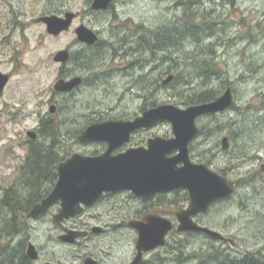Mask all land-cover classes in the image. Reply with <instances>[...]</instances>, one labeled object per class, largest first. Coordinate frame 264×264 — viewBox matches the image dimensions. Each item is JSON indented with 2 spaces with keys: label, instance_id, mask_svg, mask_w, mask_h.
<instances>
[{
  "label": "rangeland",
  "instance_id": "374dc122",
  "mask_svg": "<svg viewBox=\"0 0 264 264\" xmlns=\"http://www.w3.org/2000/svg\"><path fill=\"white\" fill-rule=\"evenodd\" d=\"M213 1L206 8L197 7L195 14L199 17L194 24H182L175 28L171 22L173 19L181 17L186 22L187 18L182 12L178 17L168 7L159 10L158 5L150 1L134 0L128 6L124 19L130 16L132 18L128 19L135 24L146 21L155 30L164 27L175 30L191 28L193 33L199 35L198 41L187 43L182 51L165 53L161 46L162 55L139 53L133 59L125 57L123 64L119 62L117 67H127L129 60L134 67L142 63L146 67L148 61L152 63L148 65L149 70L136 72L133 77L136 79L127 80L125 71L119 70H109L108 74L94 76L92 80L95 81L91 85L83 88L79 96L66 102V118L80 115L83 107L99 106L128 115L139 112L144 101L148 105L174 103L183 106L180 95L189 89L185 85L178 82L173 87H162V90L156 88L170 75L178 77L180 73L181 81L187 79L195 83L196 92L212 88L221 94L224 92L221 90L222 81L227 82L226 87L234 89L235 102L228 111L199 120L203 131L192 145L191 155L195 162L206 163L229 180L241 184L231 198L215 204L208 214L201 217L203 226L221 232L236 245L213 240L202 234L170 236L164 249L149 258L153 264H200L205 261L210 264L215 260L218 248L236 255L250 252L264 256V173L261 171V165L264 164V0H246L236 7L226 5L222 0ZM83 3L84 0H21L19 27L15 32L8 24L1 23L0 18V72L11 76L4 95L0 96V200L7 188L21 184L22 167L29 154L27 132L37 129L45 114L46 89L48 101L52 98L51 92L55 93L53 86L58 79L60 65L53 61V57L59 51L72 47L75 38L74 33L49 36L46 26L37 20L47 10L53 12L66 7L75 11L81 9ZM190 20L187 19V22ZM159 26L163 28H156ZM133 46L136 47L135 43ZM182 55L193 59L182 60ZM206 58H209L210 63L212 58L217 59L214 73L218 78H209V83L199 86L201 79L198 75L202 70L194 64L199 65ZM106 59H110V56ZM161 61L163 66L160 68ZM158 67L164 76L157 86H152L150 81H155L156 76H148V72L151 69L158 70ZM169 67L175 70L166 75L165 71ZM186 69L194 78L187 77ZM73 71L76 75L82 74L80 70ZM142 77L146 82H138ZM129 81L136 84L130 85ZM130 86L132 89L127 91ZM49 107L48 103V114ZM53 119L55 122L48 125L60 128L63 124L60 116ZM77 126V121L69 124L71 136L76 135ZM159 131L169 134L171 127L165 123ZM226 136L230 139V148L223 150L222 140ZM58 151L64 156L72 153L68 144ZM184 193L183 190L180 192L181 195ZM117 200L118 204L110 201L101 203L97 211L101 212L102 217L93 220L92 224L99 221L110 224L121 222L123 219L114 220L111 215L125 211L129 206L123 199ZM130 204L133 207L130 213L134 215L139 209H135L132 201ZM165 209L173 211L169 207ZM52 225L48 220H28L23 236L16 239L21 240L28 234L27 242L32 241L41 252L37 264H44L55 256L57 259H67L68 264H75L79 261L76 259L78 249L73 246L55 247L56 241L51 243L50 240L51 237L57 240V236H51L48 232ZM122 233L127 238L131 236L129 231ZM2 237L0 231V245L3 246L7 240ZM123 237L113 231L101 240L96 239L91 249L95 251L93 246L101 245L108 250H122L128 244Z\"/></svg>",
  "mask_w": 264,
  "mask_h": 264
},
{
  "label": "water",
  "instance_id": "95a60500",
  "mask_svg": "<svg viewBox=\"0 0 264 264\" xmlns=\"http://www.w3.org/2000/svg\"><path fill=\"white\" fill-rule=\"evenodd\" d=\"M111 0H95L93 8H106ZM75 14L67 13L66 17L48 16L39 19L47 25V31L53 36L70 29ZM78 39L90 45L98 41L97 35L85 26L76 30ZM68 50L58 52L54 61L65 63L69 60ZM174 76L168 77L164 85L172 82ZM9 83V75L0 73V94ZM82 83L79 77L70 81H57L54 88L58 92H70ZM234 102L232 87L217 100L192 105L187 108L173 104H165L152 108L133 121H109L95 124L85 130L79 140L82 143L105 141L110 147L108 151L97 157L75 154L61 162L58 166V182L50 195L37 204L28 214V218L39 219L48 214L50 209L61 204L59 214L54 216V223L60 225L83 212L82 204L92 206L104 193L131 191L134 195L147 197L159 192H170L176 189H186L190 202L186 208L176 211L178 221L177 232L204 233L216 240H230L220 232L198 224L195 219L200 214L207 213L211 206L221 200L231 197L237 183L220 175L207 164L194 163L190 157V144L199 135L201 129L197 124L203 115H215L228 110ZM56 108L52 106L51 112ZM168 121L173 128L174 137L164 139L158 137L149 141L148 148H136L124 153L113 155V151L129 141L137 130L149 128L157 122ZM34 138L35 133L29 132ZM223 150L230 148L228 137L222 140ZM175 155L171 156L172 153ZM264 172V164L261 166ZM139 235L138 256L133 264H139L142 255L164 246L173 223L160 215H148L142 220H133L129 224ZM100 232L101 228H95ZM87 232L66 230L60 237L65 243H75L78 238L87 236ZM29 259L36 261L39 252L33 243L27 248ZM51 264V263H48ZM84 264H97L92 258Z\"/></svg>",
  "mask_w": 264,
  "mask_h": 264
},
{
  "label": "flooded vegetation",
  "instance_id": "af4514ba",
  "mask_svg": "<svg viewBox=\"0 0 264 264\" xmlns=\"http://www.w3.org/2000/svg\"><path fill=\"white\" fill-rule=\"evenodd\" d=\"M133 1L134 0H111L106 8L94 9L93 5L95 0H84V3L82 4L83 7L81 9L73 11L70 8L64 7L55 10L53 12L47 10V12L44 15H42L48 17V15L55 14L58 16L66 17L67 13L75 14L70 30L62 34L64 35V34L74 33L75 38L72 47L68 48L70 52L69 60L65 63L60 64L58 79L70 80L75 76H81L83 79V83L69 93L51 92L52 98L49 101H48V88L46 89L45 114L40 119L39 127H37V129L34 130L36 131L35 138L27 137V140L30 143L29 151L34 146H39L41 144H44L48 147V123L55 122L53 118L59 115L63 124L61 123L60 126L61 129L60 138L57 139L59 142H55L56 149L60 150L61 147L63 148L65 144H68L72 152V153L70 152L71 153L70 156L75 153H80L82 155L92 156V157L100 156L109 149L110 145L107 142L93 141L89 143H82L79 141V137L88 127H90L93 124L104 123L110 120L132 121L138 116H141L148 109L156 107L160 104H164V103H152L151 105H148L147 101H144L142 104V108L139 109V112L136 111L128 115L118 113L115 110L109 111L108 109H104L99 106L95 108L91 107L88 109H85V107H83V110L80 113V115L74 117L66 118V115H64V112L68 107L66 105V102L71 101L70 99L73 97L76 98V96H79L83 88H86L88 85H91L92 82L95 81L92 80L94 76L99 77L101 74L102 75L108 74L109 70L111 71L119 70V71H125L127 75L125 76L127 80H129L135 76L136 72L138 71L144 72L145 70L146 71L149 70L148 65L152 63L148 61V65L146 67L144 63L134 67L129 60V63H127V67L123 68L122 65L117 67V64L119 62L122 63L125 57L126 58L131 57L130 59H133L132 57L138 55L139 53L144 55H147V53H150L151 55H162L161 44L158 43L157 41L158 39L156 33L159 34V31L157 29L155 30L154 27L149 26L146 21L135 24L133 23L132 20L128 19V18H132L130 16H127V18L124 19L126 17L128 6ZM141 1H145V2L150 1L153 3V5H158L159 10H163L164 7H168L171 9V11L174 13L175 16H178V14L182 12L185 18L191 19L188 22L187 19L186 22L183 21L181 17L178 19H173L174 21L171 22L174 27H180L182 24L184 25L194 24L195 19L199 17V15H196L197 7L206 8L207 4H211L212 2H214L213 0H141ZM220 1L221 0H217V2ZM242 1L244 2L246 0H222L223 3H225L226 5L230 4L232 5V7L239 6ZM20 5H21V0H0L1 23L8 24L14 32L19 27V19L21 16ZM121 20H123V22ZM80 26H86L87 28L91 29L97 35L98 42H96L93 45L80 42L76 35V30ZM156 28H163V26H159ZM134 43L136 47L133 46ZM109 56L110 59L107 60L106 58ZM136 59L139 60V58ZM136 63L138 64V61H136ZM161 66H163L162 61L160 63V68ZM160 68L158 70L151 69L148 72V76L149 75H151V77L156 76L155 81L154 79H151L150 81V84L152 86L155 85L157 86V84H159V81L164 76V72L162 73ZM73 70H78V71L80 70L82 74L76 75V73ZM153 70L155 71V74ZM143 78L144 77H142L141 78L142 80L138 82L145 81L143 80ZM161 82H162L161 85L159 84L160 87H156L159 88L160 90H162V87H164L163 85L164 80ZM133 84H136V82L130 83V85ZM168 87H173V85H170ZM131 89L132 86L127 88V91ZM4 92L2 93V95L0 94V96H3ZM61 97L62 99L60 100L59 98ZM75 98L72 100H75ZM48 103L50 106L49 110L51 109L52 105L56 106V112L54 114H51V116L50 114H48ZM70 120L72 122L75 121L78 122L77 129H75L76 131L75 136H71V133L69 132L70 130L69 128L71 127V126L69 127ZM164 124L165 122H159L157 124H154L151 128H143L135 131L134 133L131 134L128 142H126L125 144H123L122 146H120L119 148L113 151V155H118L131 149H136L141 147L148 148L149 141L152 139H156L158 137H162L166 139L172 138L173 137L172 131L169 134H164L161 133V131H159L161 126H163ZM61 127L62 128L64 127V129L62 130ZM49 142L52 143L51 140ZM55 179L56 180L58 179L57 175L55 176ZM179 196H180V190H174L168 193L165 192L156 193L147 197H138L134 195L131 191L110 192V193H105L92 206L90 207L83 206L82 214L70 220L63 221L61 225L56 226L53 224L54 216L58 214L61 207L60 205H56L52 207L47 216L39 220H35V222H43L46 220L52 222L54 226L52 225L48 229V232L49 235L51 236L56 235L57 240L51 237L50 240L51 243L56 241L57 245L55 247L65 248L67 246H73L76 249H78L76 252V259L79 260L78 262L80 264H83L84 260L88 257L93 258L97 262V264H133L136 257L138 256V249H137L138 232L129 226L130 221L141 220L144 217L153 214L160 215L162 217H167L174 222V227L171 233L168 235L167 239H169L171 234H173V236L176 237L177 235H179V233L176 230L178 225L175 214L176 209L174 206H171L170 204L165 202L169 201L171 198H173L174 201L178 200ZM117 199H123L125 202H128L129 208H125V211L111 215V219L114 220L123 219V220L121 222L118 221L115 224H110L104 221H102L101 223L99 221L96 224H92L93 220L101 219L102 217L101 212L97 211V207L104 201H110L111 203L118 204ZM120 201L122 202V200ZM130 201H132V204L135 206V209L137 210L139 209L138 212H134V215L132 214V212L130 213V211L133 208L131 207ZM165 207H169L173 209V211L171 210L167 211ZM204 215H200L196 219V221L202 225L203 223L201 221V217H203ZM127 219H129V221ZM96 227L101 228L99 233L95 232L94 229ZM75 229L86 231L88 232V235L86 236V238H81L72 245L65 244L60 241V237L66 234V230H75ZM113 231L116 232V234L118 235L122 234L124 236L123 239H125V241H128V244L127 246H125V248H123L122 250L115 251L112 248L108 250L103 248L101 245L98 246L94 245L93 247L96 248V250L93 251L91 249L93 242L96 239L101 240L107 234H112ZM123 231H129L131 233V236L127 238V235L122 233ZM37 249L39 250L38 247ZM162 249H164V247H160L153 252L144 253L142 255V259L139 264H153L150 263L149 258L161 252ZM39 254L41 255L40 250H39ZM106 257L108 258L106 259ZM55 258L46 261L44 264L69 263L67 259L66 260L57 259L56 256ZM39 260L37 262H39ZM37 262H35V264H37ZM78 262H75V264ZM154 264H158V263H154Z\"/></svg>",
  "mask_w": 264,
  "mask_h": 264
},
{
  "label": "trees",
  "instance_id": "16d2710c",
  "mask_svg": "<svg viewBox=\"0 0 264 264\" xmlns=\"http://www.w3.org/2000/svg\"><path fill=\"white\" fill-rule=\"evenodd\" d=\"M178 28V27H175ZM157 35V41L161 44L163 52L182 51L185 45L190 42L198 41L199 35L193 33L191 28H179V30L163 28L159 29ZM192 60L193 57L188 55H182V60ZM181 60V57H180ZM209 58L199 65L194 66L202 70L198 75L201 79L199 84L209 83V78L217 77L215 72V59ZM174 67L166 69V75L174 71ZM190 70H193L190 68ZM187 77H191L192 73L189 69H186ZM193 77V76H192ZM180 84L189 88L185 94L180 95V102L182 104H200L211 102L215 100L220 93L212 88H204L196 92L195 83L191 80L185 79L181 81V73L177 77ZM194 78V77H193ZM218 78V77H217ZM221 81V79H218ZM226 83L222 81V88H226ZM176 84V83H175ZM72 119V118H71ZM70 123L72 121L70 120ZM203 131V128H202ZM61 133L60 128L56 125L48 127V147L44 144L34 146L29 151L27 161L25 162L24 171L20 177V185H14L5 190L3 198L0 200V231L3 235V239L7 240L6 245H0V264H33L26 254V237L23 239H17L22 237L24 230L28 224L26 215L33 208L35 204L44 199L49 192L53 189L55 184V166L64 159L62 155L55 147V141ZM224 174V172H222ZM241 184L238 183V187ZM187 193L179 196L178 200L171 198L165 202L174 206L175 208L182 207L187 201ZM214 259L210 264H264V256L259 253H245L243 255H236L229 250L217 249V254L214 255ZM200 264H207V261L200 262Z\"/></svg>",
  "mask_w": 264,
  "mask_h": 264
}]
</instances>
